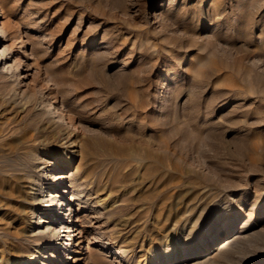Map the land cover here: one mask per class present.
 Here are the masks:
<instances>
[{"label":"rangeland","instance_id":"obj_1","mask_svg":"<svg viewBox=\"0 0 264 264\" xmlns=\"http://www.w3.org/2000/svg\"><path fill=\"white\" fill-rule=\"evenodd\" d=\"M0 4L21 74L18 84L0 74V90L8 94L18 88L62 110L65 119L57 133L98 139L95 157L105 167L113 163L106 156L111 148L137 144L138 150L157 154L184 190H207L210 220L221 211L230 213L234 226L223 240L233 249L236 243L234 260L264 264V0ZM4 106L3 116L27 117V111L6 102L0 112ZM120 128L132 137L126 139ZM146 186H127L119 198L111 194L98 220L91 200L83 204L74 223L82 216L86 238L78 249L86 257L93 252L101 264H149L159 252L156 263L159 256L164 258L158 264L174 263V258L166 262L164 251L175 223L177 189L165 193L167 208L173 203L174 208L157 212L141 200L151 191ZM126 217L132 222L129 235L117 225ZM77 256L68 264H91L72 261Z\"/></svg>","mask_w":264,"mask_h":264},{"label":"bare ground","instance_id":"obj_2","mask_svg":"<svg viewBox=\"0 0 264 264\" xmlns=\"http://www.w3.org/2000/svg\"><path fill=\"white\" fill-rule=\"evenodd\" d=\"M2 10L0 4V74L5 80L16 81L18 84L21 74L16 67L18 61L13 58L10 45L7 44L11 29L3 20ZM13 36L11 34V39H14ZM1 82L2 80L0 85ZM17 89H12L8 94L0 90V104L6 102L9 106L14 105L18 112L27 111V117H23L24 119L20 113L11 119V115H7L9 119L3 116L7 110L6 106L3 112H0V264H68L67 260L77 252L79 256L72 261L101 264L97 254L89 252L86 257L85 253L78 249L80 239L86 238V227L82 216H78L77 224L74 223V216L80 214L84 208L83 204L91 200L95 209L93 218L98 220L104 215L102 205L108 201L111 194L119 198L127 186H133L134 189V186L137 188L146 185L151 191H147L149 193H145V196L142 193L141 200L156 208L157 212H166L165 193L177 189L175 193L179 202H176V208L171 215L174 216L175 223L166 234V238L170 236L165 244L166 262H171L170 259L174 258L172 264H239L234 260V254L239 250L235 249L236 243L231 240L235 243L234 251L228 240H223L234 226L233 218L230 213L225 216L224 211H221L215 220H210V203L206 189L184 190L185 184L175 174L167 172L162 158L148 150H138L135 147L137 144L132 147L111 148L106 156L109 162L113 163L109 168L105 167L106 162L95 157L97 147L100 146L98 139L82 141L71 132L63 130L57 133L58 127L64 123L63 111L53 108L42 97L36 99L33 95L24 94ZM69 126L71 128V125ZM130 130L132 132V129ZM119 131L126 139L132 137L122 128ZM152 143L155 145V142ZM162 154L164 155L163 152ZM174 161L176 164V160ZM183 197H186L188 202L180 199ZM173 204L167 209L172 210ZM238 216L237 214L236 217ZM119 221L117 225L120 231L128 235L133 232L129 228L132 222L128 217ZM151 226L150 228L153 227ZM136 235L138 236H133L135 239ZM244 236L246 235L242 237ZM149 251L150 249L143 252L142 256L145 258ZM158 253H154L152 259H149V264L161 263L164 256H159L158 263L153 260L157 258Z\"/></svg>","mask_w":264,"mask_h":264}]
</instances>
